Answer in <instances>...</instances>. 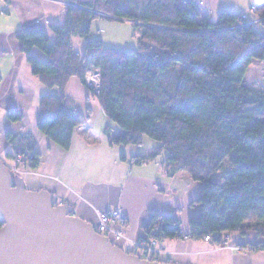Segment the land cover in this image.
<instances>
[{
  "label": "trees",
  "instance_id": "1",
  "mask_svg": "<svg viewBox=\"0 0 264 264\" xmlns=\"http://www.w3.org/2000/svg\"><path fill=\"white\" fill-rule=\"evenodd\" d=\"M65 13L62 24L50 27L53 41L39 29L16 35L32 73L56 90L39 100L38 130L69 149L73 130L90 114L73 110L64 88L70 77L85 85L88 69H98L99 94L87 88L89 97L121 131L112 136V125L106 124L108 142L135 146L148 137L158 145L135 162L165 153L160 162L168 176L183 171L200 184L190 202L194 213L187 232L180 231L175 217L160 214L144 224L146 236L157 240L173 232L218 242L214 235L228 231L264 237V92L243 85L251 61L264 60V35L254 23L228 9L213 22L193 0H69ZM97 18L132 22L140 32L137 45L125 50L90 39ZM76 36L84 40L81 52L71 43ZM32 47L46 59L32 56ZM7 116L21 117L14 109ZM6 136L12 146L7 157L13 161L20 155L18 167L36 168L34 136ZM226 157L233 171L219 183L211 177Z\"/></svg>",
  "mask_w": 264,
  "mask_h": 264
},
{
  "label": "crops",
  "instance_id": "2",
  "mask_svg": "<svg viewBox=\"0 0 264 264\" xmlns=\"http://www.w3.org/2000/svg\"><path fill=\"white\" fill-rule=\"evenodd\" d=\"M68 1L0 0V157L14 166L6 155L12 150L6 134L25 133L34 136L35 150L40 156L36 168L18 167L13 176L15 182L26 189L51 191L58 203L67 204L93 226L101 213L119 208L125 223L117 244L142 257L176 264H264V249L235 252L223 248L217 241L177 237L173 232L154 241L146 236L144 224L151 215L160 214L175 217L180 231L187 232L194 213L190 202L198 196L200 184L183 171L168 176L161 162L157 163L154 158L135 162L137 155L149 152L137 154L132 147L131 154L124 152L119 156L120 145H111L103 131L109 123L98 124L96 118L91 121L94 113L91 100L98 101L89 97V89L79 78L70 77L64 92L71 98L73 110L90 114L88 122L83 124L87 128L79 130L78 126L73 130L68 150L54 144L38 130L39 100L56 90L44 86L32 73L16 35L23 30L39 29L53 41L50 27L64 22ZM193 1L199 5L202 16L213 22L221 10L227 9L242 12L252 23L264 16V0L260 6L256 4L260 0ZM71 43L75 51L83 50L82 38L76 36ZM29 53L40 60L46 59L36 47ZM13 109L21 115L20 119L8 118L7 111ZM96 109H101L99 103ZM111 131L112 136L121 132L113 126ZM175 180L180 185L175 184ZM232 239L252 243L258 238L248 233L244 237L233 235Z\"/></svg>",
  "mask_w": 264,
  "mask_h": 264
},
{
  "label": "water",
  "instance_id": "3",
  "mask_svg": "<svg viewBox=\"0 0 264 264\" xmlns=\"http://www.w3.org/2000/svg\"><path fill=\"white\" fill-rule=\"evenodd\" d=\"M0 160V264H176L131 253L58 203L16 183Z\"/></svg>",
  "mask_w": 264,
  "mask_h": 264
},
{
  "label": "rangeland",
  "instance_id": "4",
  "mask_svg": "<svg viewBox=\"0 0 264 264\" xmlns=\"http://www.w3.org/2000/svg\"><path fill=\"white\" fill-rule=\"evenodd\" d=\"M263 0H260L258 3H256L258 6H260V3ZM91 25V29H90V39H103V43L107 46H114L117 48H122L125 50H129L131 49V47H135L137 45L136 40H137V36L139 35V28L135 27L130 21H122L119 20L117 21H112V20H105L102 18H97L96 20H93ZM253 27H255V29L259 32L262 33L264 35V23H259L256 22L254 23ZM243 85L252 90H258L261 92H264V60L260 61V60H256L253 59L251 61L250 66L247 69V73L244 76L243 79ZM92 105L94 107H92V109L94 110L93 113V117L91 119V121L96 118V121L98 124H100L103 121H106V123H109L110 125H112L114 128H117V125L114 122H111L110 120L107 119L106 115L104 114L103 110H98L96 109V107L98 106V103L94 100H91ZM87 127L85 125H81L79 126V130L80 129H86ZM143 144L140 145H135L132 146L130 144L128 145H120L118 148L119 153L121 156V154H124V152L126 154H131L130 150L132 149V147L135 149V153L137 154H143L146 152H150V150L153 147H156L158 145V143H156L154 140L149 139L148 137L144 138L143 140ZM116 146V145H115ZM127 146V147H126ZM126 147V148H124ZM124 148V149H123ZM165 156V153H161L159 155H157L156 162L158 163L159 161H161ZM0 160H3L6 167L9 168L8 163L6 162V159L0 157ZM24 160V159H23ZM22 160V161H23ZM13 163L15 164L14 166H16L17 164V160L14 159ZM21 163V162H18ZM11 169V168H9ZM20 169V168H19ZM22 170V169H21ZM233 171V169L229 166V159L228 157L224 158L222 165L220 166L219 169H217V171H215L211 177L212 180L217 181L219 183H223L224 179ZM12 174V176H14L16 174V172H10ZM187 174V173H185ZM187 177L190 178V175L187 174ZM180 185V182H177L175 180V184ZM232 242L236 243V241H233V239L231 240ZM243 242V241H242ZM240 242V244H238L239 246L247 249L249 248V244H251L250 242L248 243H242ZM238 243V241H237ZM219 245L223 246V248H226V246H224V242H219ZM236 252V251H235ZM243 252V251H241Z\"/></svg>",
  "mask_w": 264,
  "mask_h": 264
},
{
  "label": "built area",
  "instance_id": "5",
  "mask_svg": "<svg viewBox=\"0 0 264 264\" xmlns=\"http://www.w3.org/2000/svg\"><path fill=\"white\" fill-rule=\"evenodd\" d=\"M84 82L85 85L87 86V88H90L93 95L95 97L98 96L99 94V85H100V77H99V71L98 69H88V71L86 72L85 76H84ZM16 160L17 163L21 162L23 160V157H21L20 155L16 156ZM9 165V164H8ZM9 168H11L10 170L13 172H16L19 170L18 166H8ZM125 223V218L121 212V210L119 208L116 209H111V210H107L103 213H101L98 216V221L95 224V229L100 232L101 234L108 236L110 240H112L113 242L117 243V241H119L122 236H123V229L122 227L124 226ZM205 237L203 238L204 241H210L212 240V237L208 236V235H204ZM215 239L218 238L219 241L218 243L224 242V246H226L227 248H229L232 251H236V252H248L249 250H253L254 246L253 245H263L264 246V237H259L257 240L253 241L252 244H249V248L245 249L241 246H239L238 244H240V242L238 241V243H234L232 242V237L233 235L231 233H229L228 231H222L220 233H216L215 235ZM154 241V240H153ZM140 245H138L139 247Z\"/></svg>",
  "mask_w": 264,
  "mask_h": 264
},
{
  "label": "bare ground",
  "instance_id": "6",
  "mask_svg": "<svg viewBox=\"0 0 264 264\" xmlns=\"http://www.w3.org/2000/svg\"><path fill=\"white\" fill-rule=\"evenodd\" d=\"M8 170V172L10 173V172H13V171H11L10 169H7ZM11 174V173H10ZM12 175V174H11Z\"/></svg>",
  "mask_w": 264,
  "mask_h": 264
},
{
  "label": "flooded vegetation",
  "instance_id": "7",
  "mask_svg": "<svg viewBox=\"0 0 264 264\" xmlns=\"http://www.w3.org/2000/svg\"><path fill=\"white\" fill-rule=\"evenodd\" d=\"M7 168V167H6ZM16 183H18V182H16Z\"/></svg>",
  "mask_w": 264,
  "mask_h": 264
}]
</instances>
